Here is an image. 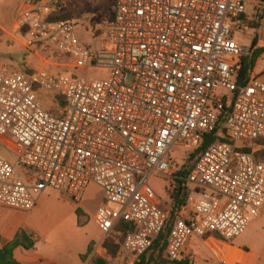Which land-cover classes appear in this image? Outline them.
<instances>
[{"label": "built area", "instance_id": "1", "mask_svg": "<svg viewBox=\"0 0 264 264\" xmlns=\"http://www.w3.org/2000/svg\"><path fill=\"white\" fill-rule=\"evenodd\" d=\"M62 5L26 1L16 19L25 47L45 43L74 68L107 77L84 81L0 67V147L6 150L3 137L20 147L14 165L0 155V207L30 212L47 189L79 203L92 183L103 195L94 223L105 237L126 223L123 264H138L171 212L149 180L175 177L181 163L171 150L198 149L218 127L225 102L221 129L229 143H210L185 178L186 199L164 258L177 261L192 237L208 247L241 236L264 209V159L240 151L264 140V74L242 77L249 48L233 41L246 29L245 2L113 0L103 37L89 46L61 19ZM42 93L62 105L59 115L44 108ZM16 166L33 173L18 175Z\"/></svg>", "mask_w": 264, "mask_h": 264}, {"label": "crops", "instance_id": "2", "mask_svg": "<svg viewBox=\"0 0 264 264\" xmlns=\"http://www.w3.org/2000/svg\"><path fill=\"white\" fill-rule=\"evenodd\" d=\"M26 1L0 0V12L3 14L8 10L7 6L13 5L18 9V16ZM111 4L108 6V11ZM17 16L10 26L1 27V30L11 38L18 39L19 36L22 43V33L16 24ZM22 45L25 46L24 41ZM262 56L264 50L250 72L256 76L264 74V71L259 74L256 71L257 63ZM29 174L32 173H25L26 176ZM90 186H95L100 192V197L95 202H90L86 198ZM102 202L101 189L90 183L79 203H74L64 193L47 189L36 197L34 208L30 212L0 207V253L16 240L18 234H21V237H17L19 243L10 251V259L16 264H109L112 262L123 264L126 255L121 252L120 242L112 237L119 224L105 237L94 223V214ZM87 216H90V224L94 223L98 233L89 232ZM250 226L254 231V238L250 241L240 240L237 243L239 245L235 244L234 241L241 239ZM246 231L226 244L216 242V246L224 250L228 260L234 258L230 264H248L250 260L251 264L264 262V209L260 211L258 217L251 220ZM108 240L118 247L115 256H111L105 248ZM24 245L29 248H24ZM206 249L201 240L192 237L175 262L191 263L194 257V264H217V260L214 261L209 257ZM242 249L248 253L241 254ZM5 259L0 254V264H5Z\"/></svg>", "mask_w": 264, "mask_h": 264}, {"label": "rangeland", "instance_id": "3", "mask_svg": "<svg viewBox=\"0 0 264 264\" xmlns=\"http://www.w3.org/2000/svg\"><path fill=\"white\" fill-rule=\"evenodd\" d=\"M112 1L113 0H59V2L63 4L61 19L70 22L75 27V34L80 45L89 46L94 42L95 38L103 37L101 24L104 18L109 17L108 6ZM243 1L246 4L245 16L248 24L245 23L246 29L244 31L235 32L233 34V41L241 46L249 48L256 36L257 47L264 50V0ZM7 9L8 10L4 11L3 14L0 12V67L27 73L44 72L49 75H63L71 79L73 78L84 81L103 80L107 77L105 72L95 68L85 70L74 68L68 58L45 43H34L30 47H25L22 45L23 41L21 43L19 36L18 39L7 36L2 32L1 27L5 28L10 26L18 12V9L13 5L7 6ZM249 23L253 24L249 25ZM257 64L256 71L259 74L264 71V56L260 58ZM218 94H223L228 98L231 97V93L225 91H220ZM39 99L43 101V105L45 104L44 108L46 110L52 113H57L59 111V108L55 104H52L50 94L42 93ZM1 144L5 146L6 150L0 147V155L14 165L15 155L20 149L19 145L9 137H3ZM244 145L245 147L252 149L251 144L245 143ZM186 155L187 151L185 149L176 147L170 152V156L181 164L185 162ZM15 170L17 174L21 176L25 173H33L32 170L19 166H16ZM169 185L170 183L161 177H152L149 180L150 188L160 201L164 204H168V206H170L171 196V192H168ZM99 197V190L95 186H90L86 192V198L90 202H95ZM86 219L89 223V232L98 233L94 223H92L93 225L90 224V216H87ZM117 228L112 237L117 239L121 244L123 235L117 232ZM253 238L254 231L252 226H250L244 233L243 237L239 240L237 239L234 243L237 244L240 240L245 239L250 241ZM216 244V242L208 243V247H206L207 249L205 251L208 252L209 257L213 258L214 261L217 260V264H221V262L230 264L234 258L228 260L224 250L221 248L219 249ZM244 245L246 244L244 243ZM218 246L220 247V245ZM225 248L226 247H223V249ZM243 253L246 254L248 252L245 249H242L241 254ZM161 259L165 262H169L164 258V253ZM109 264L115 263L112 262ZM185 264H194V257L191 263ZM248 264H251V260ZM262 264H264V262H262Z\"/></svg>", "mask_w": 264, "mask_h": 264}, {"label": "trees", "instance_id": "4", "mask_svg": "<svg viewBox=\"0 0 264 264\" xmlns=\"http://www.w3.org/2000/svg\"><path fill=\"white\" fill-rule=\"evenodd\" d=\"M243 21L248 24L247 18L244 15ZM253 24V23H252ZM249 23V25H252ZM257 37L253 39L250 47H249V54L247 57L241 59V75L247 76L252 71L255 62L259 55L262 53L261 49H258L257 47ZM62 105H60L59 108H61ZM59 110V109H58ZM48 111V110H47ZM49 113L53 115H59V111L57 113H52L48 111ZM229 112V107L224 102V108L223 110L218 114V127L215 129V131L209 135L206 136L203 139V143L201 146L194 150L189 152L186 155L185 162L181 164L180 171L175 175V177L169 181L170 186L172 187L173 191L170 196V208L171 212L169 213L167 220L164 224V227L160 231V233L154 238L152 241L151 247L140 257V261L138 264H184L180 262H165L161 259L165 249H166V240L167 236L169 234L171 225L173 223L174 215L179 211V208L181 205L184 204L186 195H187V188L185 184V178L191 171L194 163L198 160L200 154L202 151L213 141L219 140L222 142H228L227 139L223 137V131L221 129V125L227 116ZM229 143V142H228ZM255 146V149H250L248 147L242 148L240 151L243 152H253L254 156L258 159H264V140H257L253 143ZM128 231H130L129 226L121 222L118 225L117 232L121 235H125ZM21 234H18V238L21 237ZM12 243H10L6 248L1 251L0 254H2V258H6L5 264H16L10 259V251L11 249L16 246L19 243V239H17ZM24 248L28 249L29 246L24 245ZM105 248L109 252L111 256H115V253L118 250L117 246H114L111 242V240L106 241Z\"/></svg>", "mask_w": 264, "mask_h": 264}]
</instances>
